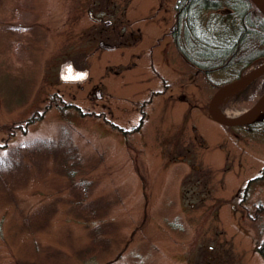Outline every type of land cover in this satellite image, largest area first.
Here are the masks:
<instances>
[{
    "label": "rangeland",
    "instance_id": "1",
    "mask_svg": "<svg viewBox=\"0 0 264 264\" xmlns=\"http://www.w3.org/2000/svg\"><path fill=\"white\" fill-rule=\"evenodd\" d=\"M175 2L0 0V264H264V126L209 118Z\"/></svg>",
    "mask_w": 264,
    "mask_h": 264
},
{
    "label": "trees",
    "instance_id": "2",
    "mask_svg": "<svg viewBox=\"0 0 264 264\" xmlns=\"http://www.w3.org/2000/svg\"><path fill=\"white\" fill-rule=\"evenodd\" d=\"M174 10L172 40L178 55L215 87L238 78L247 65L264 61V15L250 0H176ZM216 72L223 73L228 79L215 84L210 76ZM263 93L264 74L232 92L229 104L232 107L250 106ZM62 108L66 109L65 106ZM32 121L28 118L24 124L29 125ZM89 191L90 185L85 184L83 192ZM100 200L97 204L99 223H105L102 218L110 204L103 205ZM257 209L264 213V205Z\"/></svg>",
    "mask_w": 264,
    "mask_h": 264
},
{
    "label": "water",
    "instance_id": "3",
    "mask_svg": "<svg viewBox=\"0 0 264 264\" xmlns=\"http://www.w3.org/2000/svg\"><path fill=\"white\" fill-rule=\"evenodd\" d=\"M253 5L264 15V0H250ZM74 68L70 65L66 69V73L62 76L63 80L65 81H75V80H82L85 77L84 73L76 72L74 73ZM264 74V63L260 65V67L251 72L248 75L235 79L233 81L227 82L220 86L212 95L208 107L207 113L209 117L216 122L217 124L225 127H235V126H245L252 124L256 121L263 120L264 115L259 117L263 106H264V94L255 102V104L249 110V118L248 119H241V120H231L226 119L219 115L216 110V105L218 104L219 100L223 98L226 94H229L237 89H240L244 86H247L260 76Z\"/></svg>",
    "mask_w": 264,
    "mask_h": 264
},
{
    "label": "bare ground",
    "instance_id": "4",
    "mask_svg": "<svg viewBox=\"0 0 264 264\" xmlns=\"http://www.w3.org/2000/svg\"><path fill=\"white\" fill-rule=\"evenodd\" d=\"M218 111V110H217ZM219 115L222 117H225L226 119H231V120H241V119H246V117L248 116L247 113L245 114V112L243 113H239V114H231L227 111H218Z\"/></svg>",
    "mask_w": 264,
    "mask_h": 264
},
{
    "label": "flooded vegetation",
    "instance_id": "5",
    "mask_svg": "<svg viewBox=\"0 0 264 264\" xmlns=\"http://www.w3.org/2000/svg\"><path fill=\"white\" fill-rule=\"evenodd\" d=\"M253 125L249 126V127H245V129L247 130H250V128L252 127Z\"/></svg>",
    "mask_w": 264,
    "mask_h": 264
}]
</instances>
